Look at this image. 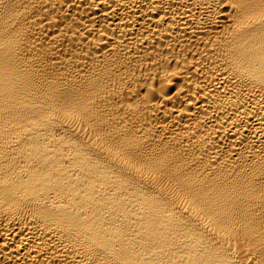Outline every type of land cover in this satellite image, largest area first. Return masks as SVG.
<instances>
[{"label":"bare ground","instance_id":"bare-ground-1","mask_svg":"<svg viewBox=\"0 0 264 264\" xmlns=\"http://www.w3.org/2000/svg\"><path fill=\"white\" fill-rule=\"evenodd\" d=\"M0 264H264V0H0Z\"/></svg>","mask_w":264,"mask_h":264}]
</instances>
